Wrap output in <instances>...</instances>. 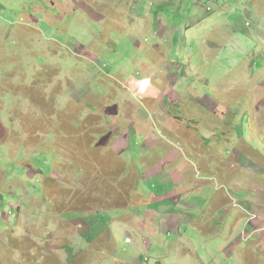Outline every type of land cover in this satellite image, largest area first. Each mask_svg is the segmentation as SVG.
Listing matches in <instances>:
<instances>
[{
    "label": "rangeland",
    "instance_id": "obj_1",
    "mask_svg": "<svg viewBox=\"0 0 264 264\" xmlns=\"http://www.w3.org/2000/svg\"><path fill=\"white\" fill-rule=\"evenodd\" d=\"M0 264H264V0H0Z\"/></svg>",
    "mask_w": 264,
    "mask_h": 264
},
{
    "label": "clouds",
    "instance_id": "obj_2",
    "mask_svg": "<svg viewBox=\"0 0 264 264\" xmlns=\"http://www.w3.org/2000/svg\"><path fill=\"white\" fill-rule=\"evenodd\" d=\"M135 87V94L143 96L150 94L153 90L152 80L151 77H144L139 80H135L132 82Z\"/></svg>",
    "mask_w": 264,
    "mask_h": 264
}]
</instances>
